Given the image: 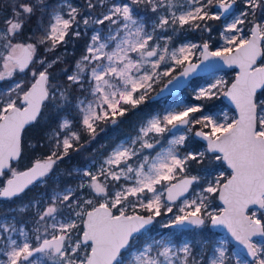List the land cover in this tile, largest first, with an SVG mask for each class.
I'll use <instances>...</instances> for the list:
<instances>
[{
	"label": "snow or ice",
	"instance_id": "obj_1",
	"mask_svg": "<svg viewBox=\"0 0 264 264\" xmlns=\"http://www.w3.org/2000/svg\"><path fill=\"white\" fill-rule=\"evenodd\" d=\"M0 209V264H264V0H0Z\"/></svg>",
	"mask_w": 264,
	"mask_h": 264
},
{
	"label": "rangeland",
	"instance_id": "obj_2",
	"mask_svg": "<svg viewBox=\"0 0 264 264\" xmlns=\"http://www.w3.org/2000/svg\"><path fill=\"white\" fill-rule=\"evenodd\" d=\"M215 74L217 76L225 75V78L230 80L232 78L233 72H232L231 69H226L223 72H216ZM212 79H213V75L209 74V75H205V76H198V77L194 78L193 81L194 82H199L200 84H203L205 81H210ZM191 85H192V82H190V86H187V87L181 89L180 92H178V93H172V94H169V95H167V96H165V97H163L161 99H156V100H159L160 105H161V107H160V109L158 111L162 110L164 107H166L169 103L172 102L169 99L170 96H175V97H177V99L184 100V101L190 100L191 91H192V86ZM214 103L216 105V108L214 109L215 112H219L220 109H223L224 111H229V109H230V106L225 105V104L222 105V103L220 101H215ZM158 111H156V112H158ZM156 112H154L153 114H155ZM115 126H118V124H116V125L109 124L107 126H103V127H105V131H103V132H111L110 135L114 136L118 130H114V131H107V130L110 129V127H115ZM101 133L102 132H100V134ZM126 136H128V135H126ZM126 136L121 137L119 140L125 138ZM97 139H98V137H97ZM99 141L100 140H98L97 144H95L93 146V148L89 151L88 155L92 152L93 149H97V150H100V151H106L107 149H101L100 148L101 145H107V146L109 145L110 147L113 145V144L110 145V140H106V141L103 140V141H100V142ZM110 147H108V148H110ZM81 155H84V156H82V158H83L82 160H85L84 158H86L87 155L86 154H81ZM65 164H68V165H66L67 168H70V167H73V166H76V165H80L79 163L71 162V160L65 161ZM0 211H2V209H0ZM153 229H154L153 230V235H155L157 233L165 234V233H168L169 231H173V232L176 231L175 229H172V230L163 229V228L160 227V224H158V223L153 226ZM215 233H217V236H216L217 239H225V238L228 239L229 242H230L231 247L234 248L237 251H240L235 246V244L231 241L230 237L227 236L226 233H220V232H215ZM182 239H188V237H183Z\"/></svg>",
	"mask_w": 264,
	"mask_h": 264
},
{
	"label": "trees",
	"instance_id": "obj_3",
	"mask_svg": "<svg viewBox=\"0 0 264 264\" xmlns=\"http://www.w3.org/2000/svg\"><path fill=\"white\" fill-rule=\"evenodd\" d=\"M69 50H72V46L69 45ZM79 51H76V56H79ZM71 59V58H70ZM220 102L226 105L225 101L223 99L220 100ZM161 105L159 100H150L148 101L146 104L141 105L138 109L131 111L129 114L131 115V124L129 126H126L125 122L122 121L121 124H118L117 126V132L114 136H111V132H102L99 136L98 139L93 141L91 143L90 146H88L86 148V150L84 152H82L81 154H86L88 156L89 151L93 148V146L95 144H97L98 140L103 141V140H110V145L114 144L115 142H117L121 137L126 136V135H130L133 134L135 131V128L137 127V125L141 122V120L143 118H145L148 115H152L154 112L158 111L160 109ZM125 118V117H124ZM36 137V132L35 130L30 131L28 133V139L30 140H34V138ZM99 141V142H100ZM107 147H110L109 145ZM78 155V156H74L71 159V162L74 163H79V164H83L85 162V160H82V156L84 155ZM86 156V157H87ZM85 159V158H84ZM68 164H65V162L63 164H61V168H67Z\"/></svg>",
	"mask_w": 264,
	"mask_h": 264
},
{
	"label": "water",
	"instance_id": "obj_4",
	"mask_svg": "<svg viewBox=\"0 0 264 264\" xmlns=\"http://www.w3.org/2000/svg\"><path fill=\"white\" fill-rule=\"evenodd\" d=\"M226 70V69H225ZM213 71L214 70H212V69H209V70H207V71H202L200 74H199V76H205V75H209V74H212L213 73ZM198 77V76H197ZM194 78H196V77H194ZM193 78V79H194ZM183 89V88H182ZM181 90V89H180ZM180 90H178V92H180ZM178 92H176V93H178ZM169 94H172V93H164V95H163V97H165V96H167V95H169ZM163 97H160V98H157V99H161V98H163ZM225 102L229 105V102L227 101V100H225ZM230 106V105H229ZM231 107V106H230ZM214 231H218V232H220V233H226L223 229H214ZM227 234V233H226ZM231 239V238H230ZM232 241V240H231ZM234 244H235V246L240 250V251H242V246H240V245H238V244H236V242L235 241H232Z\"/></svg>",
	"mask_w": 264,
	"mask_h": 264
},
{
	"label": "flooded vegetation",
	"instance_id": "obj_5",
	"mask_svg": "<svg viewBox=\"0 0 264 264\" xmlns=\"http://www.w3.org/2000/svg\"><path fill=\"white\" fill-rule=\"evenodd\" d=\"M225 101V100H224ZM226 103V102H225ZM226 105H228L227 103H226ZM229 106V105H228ZM122 121H124L125 122V124H126V126H129L130 124H131V115L128 113L126 116H125V118L123 117V118H120V122L118 123V124H121L122 123ZM114 130H117V126H115V127H110V129H108L107 131H114ZM214 231V230H213ZM215 232H218V231H215ZM239 250V249H238Z\"/></svg>",
	"mask_w": 264,
	"mask_h": 264
}]
</instances>
